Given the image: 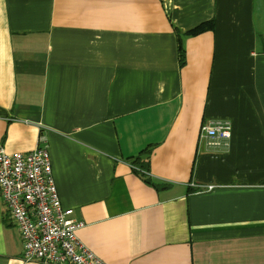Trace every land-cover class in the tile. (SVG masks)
I'll list each match as a JSON object with an SVG mask.
<instances>
[{
  "label": "crops",
  "instance_id": "0c3cea01",
  "mask_svg": "<svg viewBox=\"0 0 264 264\" xmlns=\"http://www.w3.org/2000/svg\"><path fill=\"white\" fill-rule=\"evenodd\" d=\"M211 118L231 123L217 147ZM40 137L104 263L264 264V0H0V144ZM144 148L167 187L132 171ZM22 254L0 195V264H41Z\"/></svg>",
  "mask_w": 264,
  "mask_h": 264
},
{
  "label": "built area",
  "instance_id": "2783aa9c",
  "mask_svg": "<svg viewBox=\"0 0 264 264\" xmlns=\"http://www.w3.org/2000/svg\"><path fill=\"white\" fill-rule=\"evenodd\" d=\"M231 135L228 119L202 122L199 140L217 147ZM38 138L28 152H6L0 144V195L23 244V260L41 264H106L78 239L82 221L60 204L48 149ZM207 185L206 189H211Z\"/></svg>",
  "mask_w": 264,
  "mask_h": 264
},
{
  "label": "trees",
  "instance_id": "16d2710c",
  "mask_svg": "<svg viewBox=\"0 0 264 264\" xmlns=\"http://www.w3.org/2000/svg\"><path fill=\"white\" fill-rule=\"evenodd\" d=\"M214 25L213 19L203 21L196 26L180 33L177 29L175 30L176 35H183L185 37L194 36L200 34L204 31L212 30ZM178 56H179V64L182 66L184 64V49L182 47L180 39H178ZM149 149L141 150L137 156L129 157L128 162L132 166V171L139 176L146 184L152 186L156 190L163 189L168 186L167 183L157 180L156 178L152 177L149 171ZM144 157V158H142Z\"/></svg>",
  "mask_w": 264,
  "mask_h": 264
}]
</instances>
